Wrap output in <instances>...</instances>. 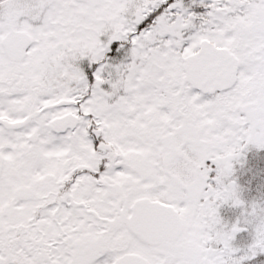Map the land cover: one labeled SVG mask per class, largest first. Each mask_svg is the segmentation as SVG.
I'll use <instances>...</instances> for the list:
<instances>
[{
    "label": "snow or ice",
    "instance_id": "1",
    "mask_svg": "<svg viewBox=\"0 0 264 264\" xmlns=\"http://www.w3.org/2000/svg\"><path fill=\"white\" fill-rule=\"evenodd\" d=\"M196 3L0 0V264L264 254V206L219 211L264 149V0Z\"/></svg>",
    "mask_w": 264,
    "mask_h": 264
},
{
    "label": "trees",
    "instance_id": "2",
    "mask_svg": "<svg viewBox=\"0 0 264 264\" xmlns=\"http://www.w3.org/2000/svg\"><path fill=\"white\" fill-rule=\"evenodd\" d=\"M115 46L118 45L115 44ZM231 179L236 181L245 207L232 208L223 214V218L231 223H236L238 219L243 220L242 212L246 213L247 210H250L253 203L264 206V149L249 148L244 157L234 165ZM251 232L244 233V238L239 239L236 243L237 247L241 249V254L252 241L253 233ZM248 264H264V254H260Z\"/></svg>",
    "mask_w": 264,
    "mask_h": 264
},
{
    "label": "rangeland",
    "instance_id": "3",
    "mask_svg": "<svg viewBox=\"0 0 264 264\" xmlns=\"http://www.w3.org/2000/svg\"><path fill=\"white\" fill-rule=\"evenodd\" d=\"M183 3H184V5L186 6V7H189V10L190 11H193V12H195V13H197V15H204V14H206V12H207V9L205 8V7H203V6H201L199 3H196V4H193V0H183ZM116 44L118 45V42H116ZM127 49L125 48V49H121V51H120V54L119 55H116V56H114L113 57V59H114V62H120V61H123L124 59H125V57L127 56ZM251 147H254V146H249L244 152H243V154L238 158V160H235L234 162H233V164L235 165V164H237L243 157H244V155H245V153L247 152V150L249 149V148H251ZM254 148H256V147H254ZM234 209V208H238V207H233L231 204H226V205H223L221 208H220V215H221V218H222V220L226 223V224H228L229 226H231L232 224H234L235 222H229V221H226V220H224V218H223V214L224 213H227L230 209ZM244 215H245V212L243 211L242 212V215L241 216H243L244 217ZM248 231V232H247ZM251 231H253V230H251L250 228L248 229V230H246V231H242L241 233H238L237 234V237H236V240L234 241V246L235 247H237V245H236V243H237V241L240 239H243L244 238V233H250ZM251 233H253V232H251ZM241 254V253H240Z\"/></svg>",
    "mask_w": 264,
    "mask_h": 264
}]
</instances>
